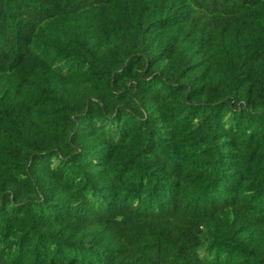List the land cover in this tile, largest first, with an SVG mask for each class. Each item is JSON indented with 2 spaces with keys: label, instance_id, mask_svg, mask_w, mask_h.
<instances>
[{
  "label": "trees",
  "instance_id": "obj_1",
  "mask_svg": "<svg viewBox=\"0 0 264 264\" xmlns=\"http://www.w3.org/2000/svg\"><path fill=\"white\" fill-rule=\"evenodd\" d=\"M0 264H264V0H0Z\"/></svg>",
  "mask_w": 264,
  "mask_h": 264
}]
</instances>
